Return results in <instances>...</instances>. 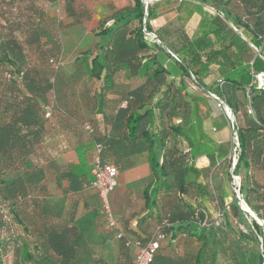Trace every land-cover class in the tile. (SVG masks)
I'll use <instances>...</instances> for the list:
<instances>
[{"label":"trees","instance_id":"obj_1","mask_svg":"<svg viewBox=\"0 0 264 264\" xmlns=\"http://www.w3.org/2000/svg\"><path fill=\"white\" fill-rule=\"evenodd\" d=\"M75 1L0 0V264L7 243H13L14 264H67L66 244L52 230L53 210L70 193L94 191L89 185L97 146L102 161L122 171L145 156L156 191L175 192L180 199L201 196L197 206L184 203L182 212L167 214L156 232L167 238L180 232L200 242L196 264L217 262L218 233L224 227L239 237L231 264H264V184L241 178L242 198L255 219L240 208L232 183L233 175L253 164L264 168V89L251 86L255 74L264 73V0H195L199 5L189 15L198 12L201 20L192 37L181 29L182 16V33L155 27L151 5L145 23V3L133 0L132 7L101 24L102 41L77 57L73 72L60 75L62 32L87 14ZM145 26L160 45L145 41ZM164 45L178 77L160 64L158 50ZM135 77L142 82L134 85ZM209 93L234 115L240 152L233 171L230 156L217 160L216 144L199 113ZM109 94L119 99L110 100ZM78 97L84 104L94 101L102 127L70 106ZM68 152H76L79 163H59ZM201 156L211 164L204 184L189 180L193 161ZM218 170L226 173L234 193L231 209L216 185ZM218 209L222 219L215 225ZM100 213L108 222L102 203ZM227 213L248 233L235 231ZM119 229L123 237L118 239L129 247L155 238L134 242L120 224ZM6 232L12 240H5Z\"/></svg>","mask_w":264,"mask_h":264},{"label":"crops","instance_id":"obj_2","mask_svg":"<svg viewBox=\"0 0 264 264\" xmlns=\"http://www.w3.org/2000/svg\"><path fill=\"white\" fill-rule=\"evenodd\" d=\"M148 1L156 13V21L153 24L155 27L166 28V31H170V35L182 33L179 30L178 21L182 16L185 20L184 26L181 27L183 32L189 37L195 34L201 15L198 12H191L190 15L189 13L194 5H199L197 1ZM75 2L76 5L84 8L87 14L83 20H79L78 23L73 22L66 29L73 31L77 39L94 40V44L91 43L93 45L83 50L82 53L93 50L102 41V37H98L97 33L103 22H111L115 15L133 6V0H76ZM69 22L71 23V20ZM164 37L169 36L164 34ZM167 50L165 45L159 48L160 64L178 77V66L168 56ZM142 80L140 77H135L131 82L137 85ZM92 95H94L93 92L87 93L85 96L90 98L89 96ZM239 97L246 108L245 94L240 93ZM108 99H119V96L109 94ZM70 106L79 111L85 119L98 122L101 127L103 126L101 120L94 113L93 100L84 104L82 98L78 97L74 105ZM199 113L204 118L207 134L216 144L217 160L229 157L233 142L229 121L224 111L218 108L215 100L205 96V101L199 105ZM58 162L77 164L79 158L76 152H68L60 156ZM193 162L194 171L190 174L189 180L204 184L208 179L210 159L207 156H201ZM240 176L242 179L248 177L250 180L254 179L258 183L264 184V168H255L254 164L243 171ZM153 178L146 157L140 156L136 166L128 170H120L117 187L109 196L116 219L134 242L148 243L155 237L159 225L167 214L179 213L184 210L182 204L191 203L197 206L202 202L201 196L197 197L194 194L193 196H183L180 199V195L175 192H166L163 189L156 191L157 182L153 181ZM215 180L216 185L221 187L220 192L224 196L225 205L231 209L234 193L226 182V173L218 170ZM100 201L96 191L83 189L77 194H68L66 202L59 209L53 210L52 230L66 244L67 264H132L134 262L138 253L137 247L126 246L122 240L116 237V233L109 227L106 217L100 213ZM207 205L210 207L209 203ZM227 215L228 221L233 220L230 213ZM233 222L236 224L235 219ZM201 248V243L196 239L181 236L180 232H172V236L169 235L166 240L161 242L154 264H196V257ZM52 253L57 258H63L61 253H57L55 250Z\"/></svg>","mask_w":264,"mask_h":264},{"label":"built area","instance_id":"obj_3","mask_svg":"<svg viewBox=\"0 0 264 264\" xmlns=\"http://www.w3.org/2000/svg\"><path fill=\"white\" fill-rule=\"evenodd\" d=\"M144 3L146 5V12H145V23H146V17L148 16L147 7L150 4V2L148 0H145ZM143 33H144L145 41H147L151 46L161 44V41L158 39L156 34L152 31H149L146 28V26L143 29ZM171 55L175 60H178L174 54H171ZM219 83H221V81H219ZM253 85L257 86L259 89H264V73L255 74L254 80L251 86ZM209 97L216 101L218 108L224 111L229 121V126L231 128V133H232V142H233L231 155H230V158L232 160V171H233V169L235 168L237 164V161L239 158V152H240V141H239L237 130L235 128L234 115L232 113V110L217 95L209 93ZM248 114H251V115L253 114L251 107L248 108ZM87 129L91 130V127L87 125ZM100 152H101V147L97 146L96 154L93 158L92 166H91L92 167L91 173H92L93 178H92V181L90 182L89 188L98 193V196L102 203V212L108 218L109 227L111 229H115L118 231L117 238H122L123 233L119 229L118 221L113 214L110 200H109L110 194L117 187L118 176H119L120 170L116 165L104 163L101 159ZM232 183H233L234 193L236 194V197H237V200L239 201L240 206H242L243 204L245 205V202L240 192L241 177L237 175H233ZM249 211L250 210L248 208L246 212L253 217V215ZM221 219H222V212L218 209L215 214V225H220ZM258 221L261 225H263L262 221L260 220ZM166 239H167V236L165 234L159 233L146 246L138 245L137 246L138 253L136 255V258L133 264H151L157 250L161 246V242Z\"/></svg>","mask_w":264,"mask_h":264},{"label":"rangeland","instance_id":"obj_4","mask_svg":"<svg viewBox=\"0 0 264 264\" xmlns=\"http://www.w3.org/2000/svg\"><path fill=\"white\" fill-rule=\"evenodd\" d=\"M63 37V52H62V58H61V71L60 75H68L69 73L73 72L75 69V60L77 59L78 55H82L83 50H86L87 48H90L91 45L94 44L93 39L89 38H75L73 31L71 30H63L62 32ZM93 43V44H91ZM163 55V54H162ZM240 208L244 211H246L248 208L246 204L240 206ZM250 215V214H249ZM252 217V216H251ZM235 231L241 230L244 233H248L247 230L243 225H240L238 220H236V224H234ZM16 231V230H15ZM17 232V231H16ZM14 235L6 232L4 234L5 240L7 239H13ZM238 240L239 237L237 236V233L231 232L228 229L224 227L222 232L218 233V256H217V262L215 264H231V261L229 259V256L236 253V249L238 247ZM6 250L4 251L3 256V263L4 264H14V258L12 255V248L13 243H7L6 244ZM246 247L251 251V246L246 245ZM233 264V263H232Z\"/></svg>","mask_w":264,"mask_h":264},{"label":"water","instance_id":"obj_5","mask_svg":"<svg viewBox=\"0 0 264 264\" xmlns=\"http://www.w3.org/2000/svg\"><path fill=\"white\" fill-rule=\"evenodd\" d=\"M143 2H145V0H143ZM252 215H253V217L255 218V219H257V217L251 212V211H249Z\"/></svg>","mask_w":264,"mask_h":264}]
</instances>
